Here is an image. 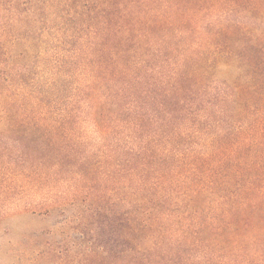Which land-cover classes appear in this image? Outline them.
Instances as JSON below:
<instances>
[{
    "label": "trees",
    "instance_id": "obj_1",
    "mask_svg": "<svg viewBox=\"0 0 264 264\" xmlns=\"http://www.w3.org/2000/svg\"><path fill=\"white\" fill-rule=\"evenodd\" d=\"M52 214L25 264H264V0H0V219Z\"/></svg>",
    "mask_w": 264,
    "mask_h": 264
},
{
    "label": "rangeland",
    "instance_id": "obj_2",
    "mask_svg": "<svg viewBox=\"0 0 264 264\" xmlns=\"http://www.w3.org/2000/svg\"><path fill=\"white\" fill-rule=\"evenodd\" d=\"M78 210V207L70 208V211H67L66 208L67 216L71 214L75 215ZM61 218L62 216L52 214L43 218L17 215L8 217L2 223L0 219V264H25L24 259H21L23 248H25L23 246L24 243L28 242L27 240L30 238L29 236L32 232L51 229V240L60 239L59 231L61 230L59 228L61 227L58 222ZM73 227L76 228V224H68L65 229L66 232H71ZM5 228H8V232L3 230Z\"/></svg>",
    "mask_w": 264,
    "mask_h": 264
}]
</instances>
